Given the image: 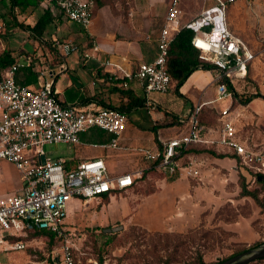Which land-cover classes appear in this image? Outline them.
I'll use <instances>...</instances> for the list:
<instances>
[{
    "label": "built area",
    "instance_id": "built-area-1",
    "mask_svg": "<svg viewBox=\"0 0 264 264\" xmlns=\"http://www.w3.org/2000/svg\"><path fill=\"white\" fill-rule=\"evenodd\" d=\"M53 1L67 20L84 28L92 23L94 0H40L39 5L53 10ZM164 1L156 55L150 62H138L135 70L144 93H165L170 89L173 80L166 66L169 45L183 26L193 32L191 44L198 59L212 66L216 96L206 102H230L232 92L228 85L236 90V84L246 79L248 66L255 57L228 26L226 10L228 3L234 0H215L185 22H182L184 12L180 0ZM51 40L53 50L60 55L80 50L73 41H60L55 37ZM84 55L88 56L87 53ZM30 61L29 57L23 64L17 60L0 76V161L11 162L22 181L19 192L0 195V253L24 250L29 245L19 237L29 230L47 229L61 241L56 252L51 253L49 264H76L74 249L69 243L74 232L65 226L68 202L77 198L80 203L87 204L115 189H128L142 175L140 168L111 174L100 156L82 159L72 168L65 167L63 158L46 156L45 144L78 143L79 134L93 127L113 134L109 142L94 143L93 146L128 148L149 163L150 168L168 176L199 175L197 160L182 153L185 146L198 143L217 144L232 151L239 164L254 175L252 181L257 174H264V143H249L241 137L228 102L218 111L220 125L216 137L210 136L215 131L213 128L199 121L201 104H198L179 118L184 130L178 135L161 138V147H123L119 145V135L126 126V113L108 106L63 104L56 99L50 80H44L38 86L18 83L16 71ZM123 74L131 76L126 72ZM110 78H120V75L113 72Z\"/></svg>",
    "mask_w": 264,
    "mask_h": 264
},
{
    "label": "rangeland",
    "instance_id": "rangeland-1",
    "mask_svg": "<svg viewBox=\"0 0 264 264\" xmlns=\"http://www.w3.org/2000/svg\"><path fill=\"white\" fill-rule=\"evenodd\" d=\"M103 1L110 5L109 11L114 17H119L120 21L121 16L125 23L131 15L135 17L141 13L132 11L130 2L148 0ZM214 1L180 0V6L185 15L187 12L194 16ZM165 4V1H157L151 18H160L165 12ZM227 9L230 29L255 54L248 66L246 79L236 84V91L240 97H247L254 91L264 93L262 0H235L228 4ZM5 15L7 18L10 16L8 13ZM117 25L116 36L119 38L120 22ZM9 28L0 22V51L3 54L19 53L18 59L22 64L26 61L24 54L31 56L39 48L53 51L52 29L43 34L42 40H36V37L34 40L19 28ZM141 33L143 37L146 35L145 31ZM62 38L58 36L57 39ZM86 39L89 46L91 39ZM34 48L35 51L32 50ZM20 50H25L24 54ZM87 139L93 140L89 136ZM65 147L97 149L69 142L45 144L44 150L47 156L52 157ZM132 155V162L121 159L110 171L117 174L143 168V176L132 187L112 193L107 202L102 197L87 204L80 203L77 198L68 202L65 226L74 232L69 243L73 246L76 264H162L167 259L173 264H188L198 254L205 262L216 263L240 249L264 241V211L252 197L240 195L239 174L245 177L248 188L259 191V197L264 193L260 183L253 182L241 164H236L242 167L236 176L232 170L209 166L204 180L190 177L182 180L146 168V161ZM2 173L12 180L17 179L18 171L12 168ZM106 228L111 230L105 231ZM60 243V239L50 243L45 235H30L26 240L29 246L18 261L21 264H49L51 253L56 252ZM4 256L7 254L0 253L1 262ZM249 264H264V261Z\"/></svg>",
    "mask_w": 264,
    "mask_h": 264
},
{
    "label": "crops",
    "instance_id": "crops-1",
    "mask_svg": "<svg viewBox=\"0 0 264 264\" xmlns=\"http://www.w3.org/2000/svg\"><path fill=\"white\" fill-rule=\"evenodd\" d=\"M157 1L164 3V0L163 2L162 0L130 2L131 10H138L141 13L135 17L131 15L128 22L125 23L122 22L121 16L120 21L119 17L113 16L109 11L110 5L106 2L93 9L92 23L88 28H84L77 22L69 21L65 18L54 20L48 26V29L53 30L51 36H57L55 38L62 36L63 38L60 41H76L77 43H74L80 46V50L72 51L67 55H60L55 50L49 52L42 51L39 48L35 51L34 48L32 50L35 53H31V56L24 54L25 50H20V53H23L25 57L31 58V61L30 65L25 66L26 68L29 67V69L21 71L24 68H20L16 71V81L23 85L38 86L42 81L50 80L56 99L63 104L124 107L127 116L126 126L119 135V145L123 147H161V138L178 135L184 130V126L178 123L179 118L190 113L198 104H201L198 113L199 121L213 128L215 131L210 136L216 137V130L220 125L218 111L220 107L226 105V102L231 104L235 125L240 129L241 137L247 139L249 143H264V99L256 96L251 97L246 102H240L232 97L230 102L226 100L223 104L216 102L207 103L206 101L216 96V83L210 69L194 70L179 86L177 91L175 82L172 81L170 89L165 93L154 92L150 95L144 93L140 81L135 76V70L138 62L152 61L157 52L156 38L164 15L163 13L160 18H151V11L155 8ZM10 10L8 0H0V22L8 24L9 29L19 28L21 31L27 32L31 39L35 40L36 37V40H42V36H35L28 29L11 26L13 18L17 22L33 25L39 14V9L27 7L21 10L20 7L15 6L13 11L11 10L13 17L9 16L7 18L5 14ZM227 11L228 9L226 10V19L228 18ZM183 12L182 22L197 15L193 16V14L190 15L187 12L185 15V11ZM119 22L120 37L118 38L116 30ZM141 31L146 32L144 37ZM86 38L91 39L89 46H87L88 40ZM94 46L97 47V50H93ZM85 53L88 56H85ZM2 54L3 52L0 51V55ZM10 55L15 57V60H19V53H11ZM113 72L119 74L120 78H110ZM123 72L129 73L131 76H123ZM261 94L264 95V93ZM141 99L143 100L142 106H137ZM169 114L172 117L169 118ZM87 136L92 137L93 140H88ZM112 137L113 134L93 127L81 132L79 134V142L75 144L89 145V147L97 148L96 150L65 147L52 157L46 156L51 159L63 158L64 164L68 168L75 167L82 159L100 156L104 159L110 172L113 169V165L119 160L121 161V159L132 162V154H135L128 148L93 146L94 143H107ZM197 145L205 149L197 152H188L186 157L191 156L197 160L199 175L194 177L181 173L171 177L181 178L182 180L189 177L204 180L206 178L205 172L209 166L232 170L235 176L240 168L242 169L241 166L239 168L236 165L239 162L232 151L217 144L198 143ZM218 154L222 156H218ZM186 157H184V160H186ZM9 168L16 170V172L18 171L8 160L0 161V195L19 192L21 189L22 181L19 171L15 180L2 173ZM146 168H150L149 163ZM140 169L144 170L143 168ZM246 170L251 179H253L254 175L248 169ZM257 175V177L255 176L256 182L260 183L259 185L264 193V174ZM25 250L5 253L7 256H4V261L1 262L0 260V264H16V261L21 264V261H18V257L22 254L24 255Z\"/></svg>",
    "mask_w": 264,
    "mask_h": 264
},
{
    "label": "trees",
    "instance_id": "trees-1",
    "mask_svg": "<svg viewBox=\"0 0 264 264\" xmlns=\"http://www.w3.org/2000/svg\"><path fill=\"white\" fill-rule=\"evenodd\" d=\"M39 1L40 0H8L9 7L12 11H13L15 6L20 7L21 10H23L27 7H33V8L39 9V14H38L36 21L33 25L23 24L21 22H17L15 20V18H13L11 20L12 21L11 26L12 27L18 26L22 29H28L35 36L41 37V36H43V34L46 31H48V26L51 23H53L54 20L65 18L62 11L59 9V7L55 1H53V7H54L53 10H51L49 7H47V8L41 7L39 5ZM94 1H95L94 8L95 7L97 8L98 6H100L104 3L103 0H94ZM11 10L8 11V15L13 17ZM4 26L8 27L9 25L4 23ZM192 37H193L192 30L181 26L179 31L174 34V37H173V39L169 45V54H168V58L166 61V66H167V70H168V73H169L171 79L175 82L176 91L178 90L179 86L184 82V80L188 77V75L191 72H193L194 70L212 68L210 63L204 62V61H201L200 59H198L197 52L191 44ZM15 59H16L15 57L11 56L10 53H7V52L0 55V76L3 73V71L9 65H11L13 62L17 61ZM25 66H22L20 68L29 69V67L26 68ZM228 89L232 92V97L238 99L240 102H246L251 97H256V96L262 97L264 99V95H262L260 92H255L254 94H249L247 97H240L239 94L237 93V91L231 85H228ZM142 104H143V100L141 99L138 102L137 106H142ZM108 107H113V106H108ZM114 108H117V109H119L125 113L124 107L122 108L121 106H118V107H114ZM178 123L181 124L179 121H178ZM204 149H205L204 147L198 146L197 144H189L182 149V153L185 155L188 152H194V151L197 152V151H202ZM218 156H222V155L218 154ZM234 156H235V154H234ZM66 168H68V167H66ZM142 176L136 178L134 180L133 185L136 183V180L141 178ZM257 176L258 175H256V177ZM256 181H257V179H255V182ZM239 184H240V195L252 197L254 199V201L258 204V206L261 208V210L264 211V195H263V197L262 196L259 197V191L257 189L248 188L247 183H245V177L241 174H239ZM119 191H122V189H120V190L115 189L114 191H112V193H116ZM112 193H105V194L101 195L100 197H102V199L107 202L109 199V196ZM28 233H29V235H28ZM30 235H45L49 238L50 243L55 241L56 239H59L56 237L55 233H52L51 231H49L47 229L29 230L25 236L19 237V239L26 241ZM262 244H264V241L257 242L249 248L259 247ZM249 248L240 249V250L236 251L235 253L229 255L227 258H229L235 254H238L240 252L246 251ZM227 258H225V259H227ZM255 261H264V257L259 258ZM162 264H173V263H171V261L169 259H167V260H164ZM188 264H212V263L205 262L201 256V254H198Z\"/></svg>",
    "mask_w": 264,
    "mask_h": 264
},
{
    "label": "water",
    "instance_id": "water-1",
    "mask_svg": "<svg viewBox=\"0 0 264 264\" xmlns=\"http://www.w3.org/2000/svg\"><path fill=\"white\" fill-rule=\"evenodd\" d=\"M42 161H44V157H42ZM110 230L111 228L105 229V231ZM262 257H264V244L260 245L259 247L249 248L246 251L240 252L227 259L212 264H249L250 262Z\"/></svg>",
    "mask_w": 264,
    "mask_h": 264
},
{
    "label": "bare ground",
    "instance_id": "bare-ground-1",
    "mask_svg": "<svg viewBox=\"0 0 264 264\" xmlns=\"http://www.w3.org/2000/svg\"><path fill=\"white\" fill-rule=\"evenodd\" d=\"M68 210H69V208H68ZM67 215H68V213H67Z\"/></svg>",
    "mask_w": 264,
    "mask_h": 264
}]
</instances>
